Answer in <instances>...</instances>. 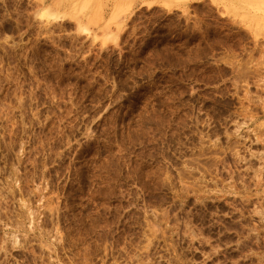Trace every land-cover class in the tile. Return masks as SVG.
I'll return each mask as SVG.
<instances>
[{
    "label": "rangeland",
    "instance_id": "obj_1",
    "mask_svg": "<svg viewBox=\"0 0 264 264\" xmlns=\"http://www.w3.org/2000/svg\"><path fill=\"white\" fill-rule=\"evenodd\" d=\"M0 264H264V0H0Z\"/></svg>",
    "mask_w": 264,
    "mask_h": 264
},
{
    "label": "bare ground",
    "instance_id": "obj_2",
    "mask_svg": "<svg viewBox=\"0 0 264 264\" xmlns=\"http://www.w3.org/2000/svg\"><path fill=\"white\" fill-rule=\"evenodd\" d=\"M260 3V2H259ZM254 5H256V4H254Z\"/></svg>",
    "mask_w": 264,
    "mask_h": 264
}]
</instances>
